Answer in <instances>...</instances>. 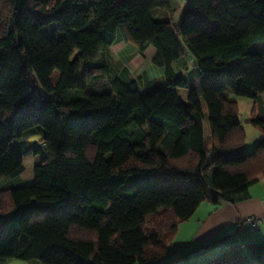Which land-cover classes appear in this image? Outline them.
I'll return each instance as SVG.
<instances>
[{"label":"trees","instance_id":"trees-1","mask_svg":"<svg viewBox=\"0 0 264 264\" xmlns=\"http://www.w3.org/2000/svg\"><path fill=\"white\" fill-rule=\"evenodd\" d=\"M192 3L175 27L174 0H0V180L25 172L19 141L42 137L33 183L0 193V260L183 264L187 255L164 260L179 226L204 202L247 200L264 180V140L247 152L227 96H264V53L252 52L264 43V0ZM120 33L157 49L163 82L109 81L104 54ZM181 42L201 75L187 101L173 69ZM252 124L264 136V115ZM203 264H264V244Z\"/></svg>","mask_w":264,"mask_h":264},{"label":"crops","instance_id":"crops-1","mask_svg":"<svg viewBox=\"0 0 264 264\" xmlns=\"http://www.w3.org/2000/svg\"><path fill=\"white\" fill-rule=\"evenodd\" d=\"M191 8H193L192 0H174L172 23L175 27L179 25ZM164 17L165 13L158 14V18L163 19ZM181 44L184 53L173 64V69L177 77H183L188 83L189 87L178 89L182 99L187 101L190 87L199 83L201 75L195 60L184 43L181 42ZM156 56L157 49L154 46H150L142 52L136 44L126 41L123 34L120 33L118 41L104 54V59L109 67V81L118 79L129 83L141 77H147L153 83L163 82L166 70L165 67L155 64ZM256 103L251 101L245 104L246 114L251 115L246 122L251 124L254 117L264 115V96ZM239 108L242 116L243 105L241 103H239ZM204 127L206 141L210 144V131L207 135L205 120ZM261 135L262 133L259 136L261 137ZM34 137L36 136L30 135L19 141L17 146L25 154V172L18 178L1 179L0 193L33 183L36 161L33 147L38 143V141L32 140ZM245 148L247 149L246 146ZM248 217L261 219L260 230L250 231L239 228L238 222ZM214 241H219L216 246L211 249L204 248ZM251 244H264V180L250 188L249 198L245 201L236 204H215L212 202L201 204L193 217L179 226L177 236L170 246L169 255L164 260L187 255L183 264H203L212 256L230 250L233 246L247 247Z\"/></svg>","mask_w":264,"mask_h":264},{"label":"rangeland","instance_id":"rangeland-1","mask_svg":"<svg viewBox=\"0 0 264 264\" xmlns=\"http://www.w3.org/2000/svg\"><path fill=\"white\" fill-rule=\"evenodd\" d=\"M252 52H259V53L263 54L264 53V43H258L257 46H253ZM77 54L78 53H76V55L73 58H75L77 56ZM237 65H242V63H239ZM238 67L239 66H236L235 64H233L232 70L234 71ZM86 71H87L86 62H82L80 71H79L78 76H77V80H78L79 84H81V85L84 84L86 81ZM33 79H34V77H33ZM57 79H58V73H55V75L53 76V82L56 83ZM88 92H90V93L92 92V86L89 87ZM227 96L229 97V99L236 100L238 103H241V105H243V108L241 111L242 116L240 115V118L242 121V126L246 131L245 146L248 149L247 152L249 154H251L256 150V147H257L259 140H260L259 135L261 133L260 130L258 128H256L253 124L246 122V120L249 119L251 117V115L246 114L245 104L251 102L252 100L245 99V98H238L233 94V92L231 90H229L227 92ZM204 113H205V124H206V128H207V135H209L210 125H209V121H208V112H207L206 107L204 108ZM32 140L40 142L42 140V137L40 135H37ZM97 153H98L97 147L95 145H90V147L87 151V158H88L89 163L94 162V160L97 156ZM25 186H27V185H25ZM28 186H30V185L28 184ZM221 253H219V255ZM219 255L212 256L211 259H213ZM0 261H1L0 264H4V263L5 264H42L38 260L21 261V260H16V259H9V260H0Z\"/></svg>","mask_w":264,"mask_h":264},{"label":"built area","instance_id":"built-area-1","mask_svg":"<svg viewBox=\"0 0 264 264\" xmlns=\"http://www.w3.org/2000/svg\"><path fill=\"white\" fill-rule=\"evenodd\" d=\"M260 140H264V136L261 135ZM225 204H229L228 202H224ZM260 223H261V219L257 218V217H248L245 219H241L238 222V226L239 228H243V229H247L250 231H258L260 230Z\"/></svg>","mask_w":264,"mask_h":264}]
</instances>
